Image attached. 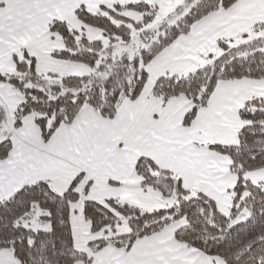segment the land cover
<instances>
[{"label":"snow or ice","instance_id":"snow-or-ice-1","mask_svg":"<svg viewBox=\"0 0 264 264\" xmlns=\"http://www.w3.org/2000/svg\"><path fill=\"white\" fill-rule=\"evenodd\" d=\"M0 264H264V0H0Z\"/></svg>","mask_w":264,"mask_h":264}]
</instances>
